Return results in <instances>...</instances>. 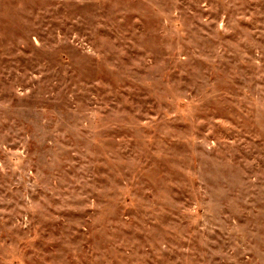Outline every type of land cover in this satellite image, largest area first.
I'll list each match as a JSON object with an SVG mask.
<instances>
[{"label": "rangeland", "instance_id": "rangeland-1", "mask_svg": "<svg viewBox=\"0 0 264 264\" xmlns=\"http://www.w3.org/2000/svg\"><path fill=\"white\" fill-rule=\"evenodd\" d=\"M0 264H264V0H0Z\"/></svg>", "mask_w": 264, "mask_h": 264}]
</instances>
